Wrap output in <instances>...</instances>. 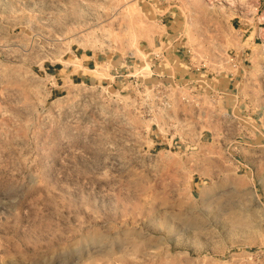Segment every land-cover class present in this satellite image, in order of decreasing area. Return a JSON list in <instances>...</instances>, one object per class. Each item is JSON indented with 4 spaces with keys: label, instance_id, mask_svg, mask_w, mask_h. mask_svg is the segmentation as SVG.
Returning a JSON list of instances; mask_svg holds the SVG:
<instances>
[{
    "label": "rangeland",
    "instance_id": "1",
    "mask_svg": "<svg viewBox=\"0 0 264 264\" xmlns=\"http://www.w3.org/2000/svg\"><path fill=\"white\" fill-rule=\"evenodd\" d=\"M254 30L264 66V0H0V264H264V137L151 82Z\"/></svg>",
    "mask_w": 264,
    "mask_h": 264
},
{
    "label": "crops",
    "instance_id": "2",
    "mask_svg": "<svg viewBox=\"0 0 264 264\" xmlns=\"http://www.w3.org/2000/svg\"><path fill=\"white\" fill-rule=\"evenodd\" d=\"M172 23L175 24L173 21ZM257 34L262 35V31L254 30L250 32V35L241 43V48L236 54L240 64L239 68L235 70L229 66L228 74L219 79L209 76L211 74L194 73L187 64L182 63L177 58L179 56L176 57L175 54V51H179L176 47L180 36L175 33L173 36L168 34L170 37L169 45L164 50L167 57L165 60H161L158 66H152L153 78L151 77V82L163 86L165 84L172 86L176 81L184 83L181 88L184 91L187 90L186 92L191 95L182 96L173 102L186 115L197 112L194 98L198 97L199 94H194V92L203 93L201 96H203L204 102L207 97L210 98L209 94L213 95L211 100L217 98L220 100L224 105V113L237 130V134L234 135L233 130L227 129L225 136L241 138L240 144L245 142V137L254 138V141H257V146H259L264 137V126L259 124L264 121V66L261 60L263 56H261L257 47ZM170 47L174 48L172 54L168 51ZM86 61H84V66L90 63ZM87 68L89 67L87 66ZM217 111L209 110L208 112L212 116L213 113H218ZM184 119L187 122L195 120V118L189 116ZM252 121L255 126L248 128L247 125L251 124Z\"/></svg>",
    "mask_w": 264,
    "mask_h": 264
},
{
    "label": "built area",
    "instance_id": "3",
    "mask_svg": "<svg viewBox=\"0 0 264 264\" xmlns=\"http://www.w3.org/2000/svg\"><path fill=\"white\" fill-rule=\"evenodd\" d=\"M166 52L163 51L162 53H157L154 54V59H158L159 61L162 60L163 58L167 57L166 56ZM229 63L231 64L232 68H234L235 70L239 68L240 64L238 63V57L235 54H229Z\"/></svg>",
    "mask_w": 264,
    "mask_h": 264
}]
</instances>
